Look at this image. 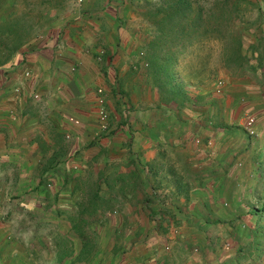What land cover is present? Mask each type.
Instances as JSON below:
<instances>
[{
  "label": "crops",
  "instance_id": "0c3cea01",
  "mask_svg": "<svg viewBox=\"0 0 264 264\" xmlns=\"http://www.w3.org/2000/svg\"><path fill=\"white\" fill-rule=\"evenodd\" d=\"M144 16L127 0H0V264H60L84 223L111 240L107 264H264V238H239L264 222V77L207 80L211 103L177 111Z\"/></svg>",
  "mask_w": 264,
  "mask_h": 264
},
{
  "label": "trees",
  "instance_id": "16d2710c",
  "mask_svg": "<svg viewBox=\"0 0 264 264\" xmlns=\"http://www.w3.org/2000/svg\"><path fill=\"white\" fill-rule=\"evenodd\" d=\"M251 9L256 15L249 19L246 13ZM148 17L154 25L146 38L151 74L163 101L177 111H196L211 103L210 90L201 91L209 89L207 80L199 76L206 69L213 42L219 44L222 68L229 75L264 77V0H162L148 10ZM188 53L191 60L182 75L179 62ZM101 198L96 196L94 201ZM256 211L262 213L263 209ZM90 213L98 214L95 209ZM84 224L72 227L81 237L75 238L77 251L73 238L60 241V264H107L105 252L111 240L87 238ZM262 233L264 222L258 220L250 238H260ZM113 240L111 249L116 253L122 244L119 238ZM255 244L258 247L259 242Z\"/></svg>",
  "mask_w": 264,
  "mask_h": 264
},
{
  "label": "rangeland",
  "instance_id": "374dc122",
  "mask_svg": "<svg viewBox=\"0 0 264 264\" xmlns=\"http://www.w3.org/2000/svg\"><path fill=\"white\" fill-rule=\"evenodd\" d=\"M162 1V0H127L128 3V9L131 13H133L134 15H140L141 13H144V17L146 18V20L148 21V25L152 28H154L153 24H152V19L148 17V10H151L155 5H158V3ZM256 15V12L254 10H249L246 13V17L247 18H253ZM153 31V29H152ZM146 37L148 38V36L146 35ZM213 50H212V54L210 55L208 61H207V66L206 69L203 73L200 74L199 79H206V80H210V81H214L217 79H222L224 78V75H226V71L223 70L222 68V61H221V54H220V48H219V44L216 42H213ZM199 48V47H197ZM191 54H185L181 57V60L184 61V66L181 67L180 72L182 73V75L185 74V71L187 70V64L188 61L191 60L190 58ZM198 62V61H197ZM228 74V73H227ZM258 197V196H256ZM252 199V196H251ZM262 223V222H261ZM240 237L239 238H250L251 234H249L247 232V227L246 226H241L240 228ZM260 238H264V233H262ZM264 247V245H263ZM262 247V249H263ZM264 251V249H263ZM262 251V252H263Z\"/></svg>",
  "mask_w": 264,
  "mask_h": 264
},
{
  "label": "built area",
  "instance_id": "2783aa9c",
  "mask_svg": "<svg viewBox=\"0 0 264 264\" xmlns=\"http://www.w3.org/2000/svg\"><path fill=\"white\" fill-rule=\"evenodd\" d=\"M82 1V0H79ZM143 54V52H140V55ZM215 90L216 92H220L221 88L223 86V80L222 79H217L215 80ZM37 97V95H35ZM96 113H97V118L99 120V125H100V130L103 133H109L111 128H110V123H109V112L106 107V102L105 98L103 96L98 95L96 98ZM255 122L256 118L249 114V113H244L242 114V124L245 129V131L249 135H255L256 130H255Z\"/></svg>",
  "mask_w": 264,
  "mask_h": 264
}]
</instances>
